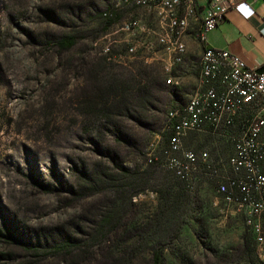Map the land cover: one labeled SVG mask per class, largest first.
<instances>
[{
    "label": "rangeland",
    "instance_id": "obj_1",
    "mask_svg": "<svg viewBox=\"0 0 264 264\" xmlns=\"http://www.w3.org/2000/svg\"><path fill=\"white\" fill-rule=\"evenodd\" d=\"M119 1L0 0V264L102 263L92 253L97 246L68 256L55 251L61 236L54 234L63 231L85 242L88 237L82 234L92 233L90 226L109 211L124 219V230L111 244L116 247L143 248L134 245L137 237L132 236L156 227L142 223L161 213L159 196L145 190L144 178L120 176L117 165L146 169L153 143L157 156L166 152L168 116L200 89V61L195 56L175 69L179 65L166 60L165 52V42L172 43L175 33L160 24L163 51L147 54L145 62L135 32L125 31L121 22L134 19L140 27L152 9L119 11L114 17L118 24L108 27L103 13ZM66 36L78 42L62 51L57 42ZM127 48L139 53H126ZM102 52L113 54L117 62L108 59L111 64L103 68ZM144 73L159 86L145 125L129 117L109 123L91 118L88 102L107 107L112 101L106 90L137 86ZM184 146L227 157L224 151L229 154L233 141L191 134ZM115 187L120 189L117 196L109 190ZM198 187L197 194L189 193L190 210L181 220L179 238L165 251V264H264V240L258 244L238 206H226L215 181L202 179ZM5 218L12 225L10 239L3 230ZM181 222L168 226L171 233ZM258 223L264 229V214ZM145 257L140 254L137 264Z\"/></svg>",
    "mask_w": 264,
    "mask_h": 264
},
{
    "label": "built area",
    "instance_id": "obj_2",
    "mask_svg": "<svg viewBox=\"0 0 264 264\" xmlns=\"http://www.w3.org/2000/svg\"><path fill=\"white\" fill-rule=\"evenodd\" d=\"M207 1L203 11L200 0L129 1V7H151L153 20L175 33L173 43L165 42L166 60L178 63L180 57H173V49L179 48L178 34L188 28L192 13H200L197 37L208 49L207 60L199 73L203 77V92L195 108L180 109L169 134V153L163 158L154 153L148 163L158 161L183 181L190 193L197 194L202 179L215 181L216 190L220 191L226 206L227 202H238V208L261 244L264 229L258 220L264 214V70L260 73L230 51L208 45L207 34L225 21L231 1ZM121 9L122 6H118V10ZM134 23H137V30L132 31L140 33L142 27H138L137 20ZM143 33L146 42H140L138 47L143 49V54L155 56L157 45L147 42V35H153L151 28ZM127 52L139 53L128 48ZM238 124L241 134L233 138V152L228 157L184 146L193 133L224 137L227 128Z\"/></svg>",
    "mask_w": 264,
    "mask_h": 264
},
{
    "label": "trees",
    "instance_id": "obj_3",
    "mask_svg": "<svg viewBox=\"0 0 264 264\" xmlns=\"http://www.w3.org/2000/svg\"><path fill=\"white\" fill-rule=\"evenodd\" d=\"M115 3L112 4L107 12L103 13V17L107 21L108 27L118 24L117 20H114V17L117 16L119 11L125 10L121 9L116 11L114 9ZM128 3L129 0H121L117 5L123 7ZM139 6L141 8L143 7L142 5ZM125 21L121 22V25ZM77 42L78 40L75 36H66L57 42V47L62 51H68L75 47ZM102 53L105 55L102 59V63L104 65L103 68H106V63H109L108 59L117 62L114 59L113 54L109 52L106 54L104 52ZM183 63L184 62H182V64ZM144 75L145 77L138 80L137 86L122 85L121 89H119L117 88V85H114L111 86L109 90H106L108 100L111 99L112 101L107 104V107L104 106L103 102H88L87 105L90 111L89 113L93 116L91 118L96 121H105L109 123L110 121L117 122V120L122 117H129L134 122L140 125H145L148 118L152 117L151 111L154 110V101H156L155 92L156 90H159V86L156 88L155 84L157 82L149 73H144ZM167 82L170 83L168 80ZM188 103L185 106L186 110L188 108ZM179 111L180 109L172 111L168 116V123L164 129L166 132L165 136L167 137L166 140L168 149L166 152L164 151L162 156L158 155L157 157L159 158H163L167 155V153H169V134L172 133L174 120ZM209 137L217 138L212 136ZM154 149L150 150L148 158H154ZM218 154L223 155L220 152H218ZM149 164L150 165L144 170L136 169L134 171L125 168L122 164L117 165V168L120 171V176L122 177H129L130 180H135V177L139 176L144 178L146 180L145 190L150 189L155 192L161 201V213L158 214L157 217L147 219V222L142 223V225H144L154 222L156 227L152 228L149 233H145L140 230L132 236L137 237L134 245H143V248L137 247L135 249H129V247L124 246L122 243L117 245V247L115 244L111 245L121 230H124V219L122 217L118 218L114 211H109L102 214L101 219L97 223L90 226L92 233L82 234V237H88V240L85 242H79L78 239L73 238V236L67 233L64 234L63 231L55 233L54 235L61 236V241L59 242L60 244L56 246L55 251L63 252L66 256H68L75 250L82 252L89 248L94 249L97 246L92 253L95 261L99 256L102 257L99 260L103 262L99 264H137L140 254H144L146 256L143 264H165V251L175 240L179 238L183 224L181 220L183 219L185 213L190 210L192 200L185 183L181 181L173 172L172 173L176 176L179 182L169 179L166 175H164L162 170L164 168L158 161H154ZM112 181L113 185L117 183L115 179H112ZM134 186L130 185V188H133ZM110 189L115 191L116 194L114 196H117L120 190L118 187L109 188V190ZM218 193L220 194V192ZM231 203L238 206V203ZM112 205L114 208V203ZM112 205L109 207L111 208ZM175 220H177L178 223H181L179 226L177 224V229L171 233L168 226L172 225L173 222L175 224ZM3 230L8 232V239L12 238L10 234V232H12V225H10L7 218H5ZM0 238H4L2 230H0ZM96 241L97 244H95Z\"/></svg>",
    "mask_w": 264,
    "mask_h": 264
},
{
    "label": "crops",
    "instance_id": "obj_4",
    "mask_svg": "<svg viewBox=\"0 0 264 264\" xmlns=\"http://www.w3.org/2000/svg\"><path fill=\"white\" fill-rule=\"evenodd\" d=\"M130 1V0H129ZM135 1V0H133ZM231 8L226 14L225 21L215 30L207 34V43L210 47L227 50L231 53L242 58L250 68H253L260 72L264 69V0H230ZM120 2V1H119ZM114 4V9L118 10V3ZM207 0H200L202 5V11L207 5ZM139 9V5L130 6L129 3L122 7V9ZM142 9V8H141ZM106 15V14H105ZM147 24H142L140 27L141 33L145 31L146 28H151L153 35H147V42H154L157 45L158 50L163 51L164 44L162 42L163 29L159 24V21L153 20V13H148L145 15ZM144 20V19H143ZM125 21V20H124ZM189 30L186 33L178 34V40L186 47V57L182 65L176 66V68L181 69L186 62L188 63L195 56L199 57L200 69H201V55H202V43L198 40V27L200 26V13H192V19L189 21ZM140 34L134 36L135 42L137 41V47L140 42H146V34L143 33L142 37ZM132 36V35H130ZM172 40H175V36H172ZM134 44V42H129ZM127 53V51H126ZM144 61L149 63L147 54H144ZM181 66V67H180ZM174 69V71H175ZM178 70L176 71V74ZM166 75V74H165ZM167 76V75H166ZM174 79V72H173ZM200 86L199 85L197 89ZM196 89V90H197ZM238 123L240 121L238 120ZM227 130L231 134L227 133ZM225 136L223 138H230L233 141L235 136L241 134V127L236 126L234 128H227L225 130ZM228 142V140H225ZM233 152V147L230 151H224V154L229 156Z\"/></svg>",
    "mask_w": 264,
    "mask_h": 264
},
{
    "label": "bare ground",
    "instance_id": "obj_5",
    "mask_svg": "<svg viewBox=\"0 0 264 264\" xmlns=\"http://www.w3.org/2000/svg\"><path fill=\"white\" fill-rule=\"evenodd\" d=\"M141 1V0H140ZM144 8L146 9H152L151 7L149 6H145V5H142ZM136 24L137 23H134V19H128L126 20L122 25L123 29L127 32H131L135 27H136ZM190 25V24H189ZM189 25H188V28H185L183 30H181V33H186L189 29ZM130 27V29L128 28ZM198 40L203 44L202 45V67L204 65V63L206 62L207 60V57H208V49L206 48L204 42H202L201 39L198 38ZM173 41L175 40H172V43ZM178 47L179 48H174L173 49V52H174V57H180L179 60H178V63H173V64H181L184 60V57L186 55V47L178 40ZM200 89H198L191 97H190V100H189V103H188V108L187 110H193L197 104V99L198 97L201 96L202 92H203V77L201 76V80H200ZM155 144L153 143L151 145V149L155 148ZM218 192H220L219 190H217ZM233 203H238V202H233Z\"/></svg>",
    "mask_w": 264,
    "mask_h": 264
},
{
    "label": "water",
    "instance_id": "obj_6",
    "mask_svg": "<svg viewBox=\"0 0 264 264\" xmlns=\"http://www.w3.org/2000/svg\"><path fill=\"white\" fill-rule=\"evenodd\" d=\"M263 70H264V69H263ZM263 70H261V71H260V73H262V72H263Z\"/></svg>",
    "mask_w": 264,
    "mask_h": 264
}]
</instances>
